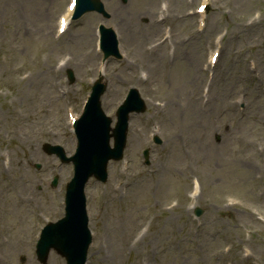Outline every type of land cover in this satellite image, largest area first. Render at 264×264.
<instances>
[{"label": "rangeland", "instance_id": "374dc122", "mask_svg": "<svg viewBox=\"0 0 264 264\" xmlns=\"http://www.w3.org/2000/svg\"><path fill=\"white\" fill-rule=\"evenodd\" d=\"M162 1H166L164 10L160 8ZM144 3L145 0H134L117 10L116 18L122 21L125 33L135 38L131 40L133 49L128 62L112 68V74L121 78L120 89L132 84L141 86L152 104L156 105L150 114H156V117L144 118L134 132L139 145L133 156L136 158L138 155L149 125L158 124L164 136L171 134L166 148L154 154V166L163 181L197 173L204 182L203 194L214 198L219 193L218 186L228 176L247 171L248 187L253 193L250 197L245 196L248 199L245 205L232 207L231 218L226 219L232 221L231 225L210 211L196 238L186 235L182 245L175 241V236L163 233L156 244L164 249L165 253L160 251L165 257L152 264H173L181 251L193 252L196 258L191 260L189 256L178 260L177 264H218L217 252L222 239L221 246L231 242L235 248L234 256L239 255L237 237L256 248V257L250 264H261L264 257V229L257 222L256 214L264 212V0H230L228 7L233 10L231 13L228 10L227 15L220 19L216 14L212 15L213 31L226 29L227 36L208 102L202 99L201 84L192 71L190 74H186V70L183 73L176 71L177 64L185 68L186 62L178 57L183 47L175 37L171 45H148L151 28L138 25L139 17L145 10L162 13L181 24L190 1L146 0ZM19 4L24 9L23 14L20 13ZM47 5V0H0V59L8 61L14 50L19 57L28 61L26 68L33 77L37 71L42 72L41 65L45 62L48 70L57 55L71 54L78 59L85 55L91 38L89 27L72 24L65 41L56 46L35 19ZM58 7L59 3L56 2L55 9ZM29 8L31 14H27ZM55 9L50 11L53 13ZM25 17L34 18L27 24ZM197 48L195 39L194 49ZM250 60L256 61L255 72L250 69ZM144 71L146 79L142 76ZM26 89L25 84L19 97L24 96ZM43 94L47 95L48 92L44 91ZM157 100L164 101L165 105L160 107L156 104ZM239 101L247 104L244 112L238 109ZM29 112L20 106L0 114L5 121L11 122L10 127L6 126L5 121L0 124V136L13 138L9 151L12 159L10 174L20 160L28 161L21 158V148L34 147L38 141L35 122L26 118L29 126L18 127L19 121L25 123L21 115H28ZM215 133L220 134L219 141L214 140ZM160 155H168L167 164L161 161ZM119 212L117 209L115 222L119 221ZM253 222L258 224L257 228L248 230ZM193 238L197 241L196 247L192 244Z\"/></svg>", "mask_w": 264, "mask_h": 264}]
</instances>
